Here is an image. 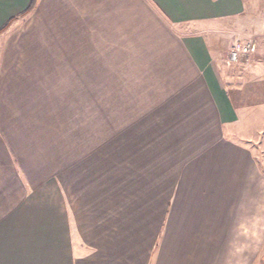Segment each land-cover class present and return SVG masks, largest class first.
<instances>
[{
	"label": "crops",
	"instance_id": "obj_1",
	"mask_svg": "<svg viewBox=\"0 0 264 264\" xmlns=\"http://www.w3.org/2000/svg\"><path fill=\"white\" fill-rule=\"evenodd\" d=\"M253 1L0 0V264L253 262L223 63Z\"/></svg>",
	"mask_w": 264,
	"mask_h": 264
},
{
	"label": "rangeland",
	"instance_id": "obj_2",
	"mask_svg": "<svg viewBox=\"0 0 264 264\" xmlns=\"http://www.w3.org/2000/svg\"><path fill=\"white\" fill-rule=\"evenodd\" d=\"M251 13H246L233 29L234 23L223 33L228 35L227 55L235 39H253L257 51L253 55L224 68L225 83L236 107L239 121L234 139L248 147L258 167V203L264 194V0H254ZM23 18H20L22 20ZM234 132V131H233ZM230 131V133H233ZM262 183V185H261ZM262 199H264L262 197ZM257 253L251 264H264V225L258 227Z\"/></svg>",
	"mask_w": 264,
	"mask_h": 264
},
{
	"label": "built area",
	"instance_id": "obj_3",
	"mask_svg": "<svg viewBox=\"0 0 264 264\" xmlns=\"http://www.w3.org/2000/svg\"><path fill=\"white\" fill-rule=\"evenodd\" d=\"M257 51V43L253 39L240 40L235 39L223 59V63L230 65L240 61L244 57L253 55Z\"/></svg>",
	"mask_w": 264,
	"mask_h": 264
},
{
	"label": "trees",
	"instance_id": "obj_4",
	"mask_svg": "<svg viewBox=\"0 0 264 264\" xmlns=\"http://www.w3.org/2000/svg\"><path fill=\"white\" fill-rule=\"evenodd\" d=\"M34 3H35V0H32V3H31V5H30L29 9H27L28 11L33 7ZM24 13H25V12H24ZM22 15H24V14H22ZM6 27H7V26H6Z\"/></svg>",
	"mask_w": 264,
	"mask_h": 264
}]
</instances>
